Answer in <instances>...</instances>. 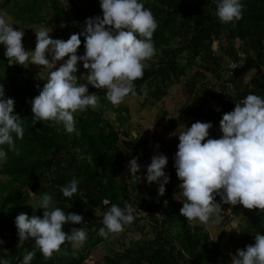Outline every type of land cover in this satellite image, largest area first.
<instances>
[{
    "label": "trees",
    "instance_id": "16d2710c",
    "mask_svg": "<svg viewBox=\"0 0 264 264\" xmlns=\"http://www.w3.org/2000/svg\"><path fill=\"white\" fill-rule=\"evenodd\" d=\"M2 1L10 2L9 13L21 27L44 21V16L38 14L42 9L50 16L47 23L62 24L65 31L72 28L74 33L82 31L87 17L102 15L99 0H68L66 4L60 0ZM143 2L157 22L152 36L155 54L149 65L144 66L143 76L134 81V88H145L146 103L162 98L166 111L174 99L168 90L180 82L192 102L184 109L188 114L180 120H189V125L210 121V137L219 138L223 113L233 110L235 103L250 92L264 97V0H241L242 17L228 23H222L215 15V0ZM18 25L13 27L17 29ZM65 31L64 36L68 34ZM80 39L78 55L85 50L84 36ZM4 52L5 46L0 43V83L4 85L5 95L14 98V111L24 124V136L19 139L13 134L15 148L9 149L7 144L0 146L7 153L0 162V239L4 241L0 244V257L10 264H22L26 251L35 249L31 264H230L228 250L209 236L205 223L191 224L180 214L182 202L166 185L163 195L158 194L162 177L157 182H148L145 176L144 183H140L131 176L127 162L136 157L141 164L146 145L143 135L132 137L125 128L127 116L120 113L125 106L115 108L97 94L95 107L88 106L73 114V132H67L62 123L55 121L33 123L27 101L39 94L47 77L35 79L24 73L23 65L8 64ZM239 60L240 67L227 75L229 63ZM246 69L250 73L248 77L243 73ZM229 81L233 84V94L213 88L221 85L224 89ZM106 109L117 110V128L104 117ZM177 124L175 118L171 119V128ZM120 141L122 145L118 144ZM73 177L78 180V191L72 197H65L61 186ZM44 193L52 195L53 207L64 209L66 214L83 215L81 223H65L66 232L81 227L87 234V239L77 247L76 243L65 240L50 257L42 254L34 238L19 242L14 222L22 212L42 216L38 200ZM105 199L108 204L104 203ZM216 199L220 201L219 196ZM125 202L135 208V219L118 233L101 235L103 214L111 204L124 207ZM221 209L226 221L237 220L227 235L234 253L237 248L254 243L256 232L264 234V210L223 203ZM141 219H149L153 237L142 231L145 227L139 224ZM131 226L141 230L142 235L127 242L123 235ZM111 234H115L118 248L108 241ZM104 242L109 253L102 251Z\"/></svg>",
    "mask_w": 264,
    "mask_h": 264
},
{
    "label": "clouds",
    "instance_id": "9594fccd",
    "mask_svg": "<svg viewBox=\"0 0 264 264\" xmlns=\"http://www.w3.org/2000/svg\"><path fill=\"white\" fill-rule=\"evenodd\" d=\"M215 3V15L222 23L242 17L241 0H215ZM99 5L102 15L87 17L79 33L70 28V37L63 35L64 27L53 37L49 35L52 28L40 27L35 31L36 43L31 52L22 43L24 32L20 28L24 27H13L20 24L19 21L12 16L13 23H9L0 15V43L5 46L8 64L27 66L32 62L48 71L39 94L27 101L31 105L33 123L55 121L62 123L67 132H73V114L98 103L94 92H88V84L97 89L105 88L107 99L113 104L122 102L130 93L135 94L134 81L144 74L143 61L155 54L152 40L157 27L155 17L144 6L143 0H99ZM46 25L55 24L48 22ZM80 36H84L82 55L77 54ZM63 37L68 39H60ZM58 60L63 62L56 67ZM78 61H82L87 70L83 73L87 84L77 82ZM238 64L239 68L240 60ZM214 87L221 89V85ZM14 103V98L5 95L4 85L0 83V146L7 144L9 149L15 148L13 134L19 139L24 136V124L14 111ZM219 125L222 132L219 138L210 137V121H195L185 127L178 133L179 143L173 157L176 175L180 179L181 196L177 199L181 200L182 206L179 212L188 220L205 224L219 222L222 203L264 210V97L250 92L235 103L233 110L223 113ZM6 155L5 149L0 147V158ZM167 163V155L154 154L145 173L148 182L162 177L158 188L160 195L170 179L164 170ZM127 164L131 176L138 180L140 165L137 158L133 157ZM60 190L65 197H72L78 191L77 178L73 177ZM216 196L220 197L219 202ZM52 201V195L44 193L38 200V207L43 209L42 216L22 212L14 220L19 242L34 238L35 245L45 257L59 250L65 240L83 244L87 239L81 227H72L70 232L63 228L67 222L81 223L83 215L66 214L64 209L53 207ZM104 203L109 201L105 199ZM134 219L135 208L131 204L125 202L121 207L113 203L103 214L104 227L99 233L103 236L109 232L118 233ZM3 242L0 239V244ZM34 255L35 249L26 251L22 264H31ZM0 264H10V261L0 257ZM230 264H264V234L256 232L254 243L237 248Z\"/></svg>",
    "mask_w": 264,
    "mask_h": 264
},
{
    "label": "rangeland",
    "instance_id": "374dc122",
    "mask_svg": "<svg viewBox=\"0 0 264 264\" xmlns=\"http://www.w3.org/2000/svg\"><path fill=\"white\" fill-rule=\"evenodd\" d=\"M21 0H18L17 2H20ZM63 3H67L68 0H60ZM10 2L5 4V1L0 0V15H3L7 22L13 23V20L11 19L12 15L8 14V10L10 9ZM99 5V3H98ZM100 6V5H99ZM43 12L40 14L45 16L44 21L41 23H28L27 25H22L24 28H20V26H17V29L20 28L24 32V35L22 37V43L23 46L31 52L32 49L35 47L36 39H35V31H38L40 27H49L52 28V31L49 33L50 36H55L57 32L63 28V25L55 24V25H46L47 20L49 17L46 15L45 10L42 9ZM36 27V28H34ZM72 34L71 30H68V37ZM68 37H63L60 39H68ZM24 38V39H23ZM67 57L63 58L66 59ZM51 59V57H49ZM150 60H152V57L149 59H146L143 61L145 66L149 65ZM63 60H58L56 67L59 66L60 63H62ZM83 62L81 61L78 65V70L76 72V75L78 76V83H85L88 82L83 79V73H86L87 70L83 68ZM23 71L26 74H31L33 78H43L44 76L48 75L47 69H44V66L38 65L32 62H29L27 66L23 65ZM82 73V74H81ZM245 73V77L249 76V71L247 69L243 72ZM135 89V88H134ZM101 92L103 93H100ZM103 90V91H102ZM169 95L171 97L173 96V100L169 102L167 105L166 111H163V101L161 99L154 100L152 103H146V100L144 98L145 95V88L135 89V94H129L125 97V99L118 103L113 104L107 99L106 96V89L105 88H95L93 85L88 84V92L92 93L97 96V94H100V98H103L104 100L109 101L112 106L117 108V106H125L126 109L121 110L120 112L122 115L127 116V120L125 122V128L128 130L129 135L132 137L143 135L144 138V144L146 145V150H142L144 155V158L142 159V162L140 165L141 172L138 174V181L140 183H144L145 181V173L147 170V165L151 162V158L154 154L163 153L167 155L168 157V163L165 166V172L169 175L170 179L165 184L173 193V195L177 198L181 196V190L179 188L180 179L176 175L175 167H174V154L177 151V145L179 143L178 140V133L185 130V127H190L189 120L181 121L180 119L183 116H186L185 108H189L191 102V99L188 98L186 93L183 92L182 85L180 82H177L175 84H172V86L169 88ZM98 97V96H97ZM151 100V99H150ZM179 102L181 104H179ZM195 103L201 104L200 101H196ZM211 103V102H210ZM209 103V104H210ZM104 105H106L105 102H103ZM188 106V107H187ZM165 108V107H164ZM164 112H167L165 114ZM118 114L117 110L115 109H106L104 111V117L107 119H110L111 122H113L117 128V123L119 120L116 121V115ZM175 118L176 121H178V124L176 127L171 128V119ZM207 139V137L205 138ZM118 144L122 145V142L120 141ZM158 145V146H157ZM3 160V158H0V162ZM5 180H8L7 177L4 178ZM160 178H158L159 180ZM128 181L127 179H125ZM157 180V181H158ZM156 181V182H157ZM154 185V183L152 184ZM179 200V199H177ZM217 200V199H216ZM181 201V200H179ZM230 211L228 209L226 212ZM142 214V213H140ZM225 214L222 213V209L220 212V220L218 223L208 222L205 224L207 232L209 233V236H211L214 240L219 241L223 247H225L226 250L231 249L232 247L227 242V235L228 233L233 231V227L236 226L235 224L237 222L236 219H232L230 221L225 220ZM149 219H141L139 224H143L145 227L142 231L149 232L150 236L153 235L152 230L150 228ZM189 223H201L198 220H190ZM231 229V230H229ZM131 230V231H130ZM130 230L127 231L123 235V239L125 241L129 242L130 238L137 239L140 235H142L139 231V229H134L133 226L130 227ZM120 237V236H119ZM153 237V236H152ZM108 241L113 244L114 247L118 248L115 244V234H111L108 236ZM79 244H75L77 247ZM102 245V251L103 253H109V249H107V242H104ZM95 253V252H94ZM92 261V260H91Z\"/></svg>",
    "mask_w": 264,
    "mask_h": 264
},
{
    "label": "built area",
    "instance_id": "2783aa9c",
    "mask_svg": "<svg viewBox=\"0 0 264 264\" xmlns=\"http://www.w3.org/2000/svg\"><path fill=\"white\" fill-rule=\"evenodd\" d=\"M234 65H236V66L233 68ZM238 66H239L238 61L237 62L231 61L229 63V65H228V67L230 68V70L228 71L227 75H229L232 72V70L238 68ZM225 84H226L227 88H225L223 90H221V89H219V90L217 89V90L220 91V92H222V93H226V94L233 92L234 89H233L232 82L229 81V82H227ZM213 88L216 89L215 87H213ZM226 254L228 255L229 258L232 259V254H234V252L233 251H227Z\"/></svg>",
    "mask_w": 264,
    "mask_h": 264
}]
</instances>
